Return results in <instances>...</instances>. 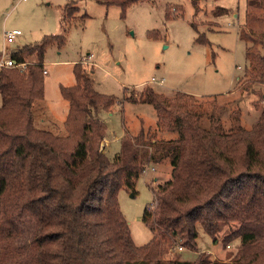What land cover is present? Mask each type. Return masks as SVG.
<instances>
[{"label": "trees", "instance_id": "1", "mask_svg": "<svg viewBox=\"0 0 264 264\" xmlns=\"http://www.w3.org/2000/svg\"><path fill=\"white\" fill-rule=\"evenodd\" d=\"M98 1L121 7L124 16L131 5L149 0ZM198 1L191 0L195 7ZM74 4L62 9L61 34L45 35L10 55L18 63L36 55V62L25 71L0 68V264H264V108L250 129L241 124L240 110L230 116L228 129L214 114L206 126L199 99L163 95L146 85L126 100L152 105L156 130L124 135L110 159L101 148L107 126L98 113L110 111L117 98L98 92L78 62L76 83L60 86L69 104L64 132L37 124L36 105L45 98V53L52 44L64 46L78 10ZM239 36L251 43L244 74L250 79L242 85L248 90L264 78V0H247ZM38 107L45 123V107ZM163 133L177 137L158 139ZM164 160L172 178L156 189L149 185L154 200L142 221L153 237L139 246L118 193L134 189L146 167ZM233 224L223 239L239 240L231 261L203 253L194 261L166 257L176 245L197 251L199 226L216 243L222 228Z\"/></svg>", "mask_w": 264, "mask_h": 264}, {"label": "rangeland", "instance_id": "2", "mask_svg": "<svg viewBox=\"0 0 264 264\" xmlns=\"http://www.w3.org/2000/svg\"><path fill=\"white\" fill-rule=\"evenodd\" d=\"M67 3H75L78 10L72 15L64 46L52 44L45 53V98L36 105L40 127H61L60 133L64 132L62 125L69 104L60 86L76 83L73 68L78 62L83 63L98 92L117 98L110 111L100 109L98 113L107 126L101 148L106 145L105 154L110 159L120 151L124 135L156 130L155 108L126 100L132 90L140 94L146 85L163 95L181 92L199 99L204 104L201 112L206 126L214 114L228 129L232 125L230 116L236 110H240L241 124L247 129L259 119L264 108V78L249 84L248 90L242 88L250 79L244 74L251 43L239 36L246 23L247 0H199L196 7L191 0H149L131 5L124 16L121 7L98 0H0V55L10 56L45 35L61 34L62 9ZM222 8L227 11L221 12ZM12 30H18L20 35L5 43L4 33ZM36 60L37 56L32 55L26 62ZM39 104L45 107V123L38 116L43 111ZM50 120L56 125L51 126ZM157 136L171 139L177 134ZM171 178L172 166L164 160L154 167L150 165L134 189L123 187L119 191L120 208L135 244L144 245L153 237L142 221L146 205L154 200L149 185L156 189ZM235 228L236 224L224 226L215 243L199 226L197 251L180 250L176 245L166 257L194 261L203 253L212 260L231 261L239 240L225 243L223 239Z\"/></svg>", "mask_w": 264, "mask_h": 264}, {"label": "built area", "instance_id": "3", "mask_svg": "<svg viewBox=\"0 0 264 264\" xmlns=\"http://www.w3.org/2000/svg\"><path fill=\"white\" fill-rule=\"evenodd\" d=\"M26 1V0H25ZM20 35V32L18 30H12V31H6L4 33V41L5 43L8 42H13L16 40V38ZM27 62H20L18 63L14 59L11 58V56H5L4 53L0 57V68L1 67H13V68H18L20 70L26 69L27 68ZM44 74H47V70H44ZM162 84V82H159ZM154 169V168H152ZM149 170V167H146L144 172H147ZM143 172V173H144ZM180 250H182V247H179Z\"/></svg>", "mask_w": 264, "mask_h": 264}, {"label": "crops", "instance_id": "4", "mask_svg": "<svg viewBox=\"0 0 264 264\" xmlns=\"http://www.w3.org/2000/svg\"><path fill=\"white\" fill-rule=\"evenodd\" d=\"M53 121H54V118H53ZM108 141V140H107ZM104 146V145H103ZM106 148V145L104 146Z\"/></svg>", "mask_w": 264, "mask_h": 264}, {"label": "water", "instance_id": "5", "mask_svg": "<svg viewBox=\"0 0 264 264\" xmlns=\"http://www.w3.org/2000/svg\"><path fill=\"white\" fill-rule=\"evenodd\" d=\"M102 149H104V147H102Z\"/></svg>", "mask_w": 264, "mask_h": 264}]
</instances>
